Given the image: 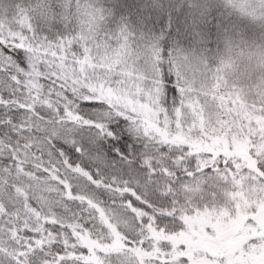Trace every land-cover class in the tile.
<instances>
[{
    "label": "snow or ice",
    "instance_id": "snow-or-ice-1",
    "mask_svg": "<svg viewBox=\"0 0 264 264\" xmlns=\"http://www.w3.org/2000/svg\"><path fill=\"white\" fill-rule=\"evenodd\" d=\"M214 6L185 47L106 0H0V264H264V44L210 54Z\"/></svg>",
    "mask_w": 264,
    "mask_h": 264
},
{
    "label": "trees",
    "instance_id": "trees-1",
    "mask_svg": "<svg viewBox=\"0 0 264 264\" xmlns=\"http://www.w3.org/2000/svg\"><path fill=\"white\" fill-rule=\"evenodd\" d=\"M182 0H106V5L113 8L118 16H125L135 22H142L143 27L152 31H166L169 25L176 27L181 26V18L183 12ZM173 5H175V14H173ZM213 8V7H212ZM212 8L210 10H212ZM241 16L246 18L247 16ZM189 26L193 21L189 20ZM203 41L200 43L204 47L208 46L210 54H214L218 49L223 50L225 46L224 38L227 35L224 27H221V21L217 20L211 12L206 19L202 21ZM221 28V29H220ZM220 29V31H219ZM185 30L188 32L189 28ZM246 36V34H244ZM193 37V36H192ZM191 37V38H192ZM246 37H249L251 44H264V28L250 31ZM218 39V42H217ZM223 42V44L219 42ZM183 46L192 47L190 39L183 37Z\"/></svg>",
    "mask_w": 264,
    "mask_h": 264
},
{
    "label": "rangeland",
    "instance_id": "rangeland-1",
    "mask_svg": "<svg viewBox=\"0 0 264 264\" xmlns=\"http://www.w3.org/2000/svg\"><path fill=\"white\" fill-rule=\"evenodd\" d=\"M183 2V12L181 18V25H183V31L185 37L191 40L193 46H197L199 37L193 35L192 32L186 31L185 28H189V20L193 21L194 18H198L200 13L193 8V0H182ZM211 3L215 5L210 12L215 18L221 21V27H224L227 35L233 36L237 39H243L249 41V37H246L250 31H255L260 28H264V23L259 22L257 19H253L250 16H247L243 19L241 14L238 11L226 8L224 6V0H211ZM244 16V15H243ZM207 17V16H206ZM180 28H178L179 30ZM221 29V28H220ZM219 29V31H220ZM246 34V36H244ZM193 36V37H192ZM192 37V38H191ZM218 42V39H217ZM223 44V42H219ZM250 43V42H248ZM208 46H206L207 48Z\"/></svg>",
    "mask_w": 264,
    "mask_h": 264
}]
</instances>
